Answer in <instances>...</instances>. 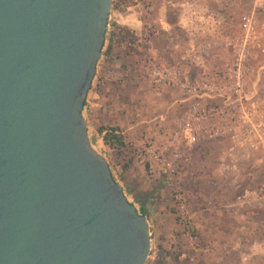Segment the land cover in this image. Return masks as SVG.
I'll return each mask as SVG.
<instances>
[{
  "label": "water",
  "instance_id": "1",
  "mask_svg": "<svg viewBox=\"0 0 264 264\" xmlns=\"http://www.w3.org/2000/svg\"><path fill=\"white\" fill-rule=\"evenodd\" d=\"M112 0H0V264H146L149 222L83 105Z\"/></svg>",
  "mask_w": 264,
  "mask_h": 264
},
{
  "label": "rangeland",
  "instance_id": "2",
  "mask_svg": "<svg viewBox=\"0 0 264 264\" xmlns=\"http://www.w3.org/2000/svg\"><path fill=\"white\" fill-rule=\"evenodd\" d=\"M138 1L140 5L133 0H112L92 82L97 84L105 72L113 86L112 95L106 97L104 112L88 113L85 108L82 115L92 146L105 155L124 196L149 222L151 243L146 264H264V150L240 156L232 171L223 159L222 144L186 148L180 152L178 163L167 150L164 154L170 168L150 163L144 154L152 147L160 153L169 148V136L181 115L169 106L168 99L157 100L158 95L176 90L168 85L159 90L152 86L145 75L150 69L149 59L173 78L176 73L201 75L230 56L229 50L210 49L205 55H189L191 62L182 61L189 49L200 48L194 27H187L181 17L183 6L192 3L200 10L218 11L228 20L223 29L232 33L240 30L244 18L253 16L264 44V0H219L218 4L201 0ZM200 56L204 65L198 67L195 61ZM173 57L177 64L185 65H173ZM263 68L264 55H254L249 87L261 95ZM126 89L138 96L143 109L133 130H127L132 120L123 118L120 90ZM105 128L117 130L122 149L113 151L104 145L99 131Z\"/></svg>",
  "mask_w": 264,
  "mask_h": 264
},
{
  "label": "built area",
  "instance_id": "3",
  "mask_svg": "<svg viewBox=\"0 0 264 264\" xmlns=\"http://www.w3.org/2000/svg\"><path fill=\"white\" fill-rule=\"evenodd\" d=\"M133 2L141 4L138 0ZM182 12V19L187 22V27H194L193 32L200 43V48L189 49L188 56L182 57V61L193 60L189 57L191 54L205 55L210 49L229 50L230 56L223 64L201 75L186 77L176 73L173 78L149 59L146 78L156 90L166 85L176 90L184 110L169 136V148L160 153L152 147L144 154L150 163L170 168L164 154L167 150L174 163H178L180 152L186 148L222 144L225 145L223 159L232 171L239 164L240 156L264 150V95L249 87L251 60L256 54L264 55V44L253 16L244 18L240 30L232 33L223 29L228 20L216 10H200L190 3L183 6ZM146 43L150 49V42ZM201 59V56L196 59V66L204 65ZM178 203L182 202L178 200ZM179 208L184 210L182 205Z\"/></svg>",
  "mask_w": 264,
  "mask_h": 264
},
{
  "label": "crops",
  "instance_id": "4",
  "mask_svg": "<svg viewBox=\"0 0 264 264\" xmlns=\"http://www.w3.org/2000/svg\"><path fill=\"white\" fill-rule=\"evenodd\" d=\"M205 1L208 4H218L220 3L219 0H201ZM175 57V54H174ZM174 57L172 59H174ZM110 62V61H109ZM176 59H174L175 64ZM177 67H181L185 65L184 63L177 64ZM264 69V68H263ZM109 76L105 72L101 73V76L98 80V83L92 84V91L87 95V104H85L83 109H87L88 113H94L97 110L99 112H104L105 108H107V98H110L111 90L113 89V86L111 84V81L108 80ZM97 85V86H96ZM95 89V90H93ZM123 98V105L125 106L123 109V118L130 119L133 122L130 127L128 126L127 130H133L134 128L132 125L135 123V128L138 127L137 122L138 118L142 116L143 109L140 106V102L138 100V96L133 94L129 89L126 90H120ZM163 99L169 101V106L174 109V112L177 111L180 115L184 110V105L181 104V96L177 91H166L165 94L158 95L157 100L162 101ZM130 103V106H129ZM135 103V104H133ZM107 106V107H106ZM176 108V109H175Z\"/></svg>",
  "mask_w": 264,
  "mask_h": 264
},
{
  "label": "trees",
  "instance_id": "5",
  "mask_svg": "<svg viewBox=\"0 0 264 264\" xmlns=\"http://www.w3.org/2000/svg\"><path fill=\"white\" fill-rule=\"evenodd\" d=\"M85 103L83 105V108ZM102 136L104 145L113 151H119L124 147L121 136L118 134L117 130L112 128H105L99 131ZM104 133V134H103Z\"/></svg>",
  "mask_w": 264,
  "mask_h": 264
},
{
  "label": "bare ground",
  "instance_id": "6",
  "mask_svg": "<svg viewBox=\"0 0 264 264\" xmlns=\"http://www.w3.org/2000/svg\"><path fill=\"white\" fill-rule=\"evenodd\" d=\"M92 144V143H91ZM96 146H97V143H96Z\"/></svg>",
  "mask_w": 264,
  "mask_h": 264
}]
</instances>
